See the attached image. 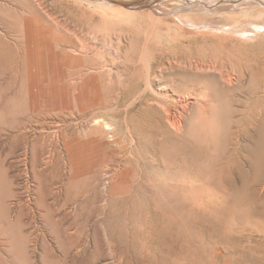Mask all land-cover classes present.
<instances>
[{
	"label": "rangeland",
	"instance_id": "rangeland-1",
	"mask_svg": "<svg viewBox=\"0 0 264 264\" xmlns=\"http://www.w3.org/2000/svg\"><path fill=\"white\" fill-rule=\"evenodd\" d=\"M132 1L0 0V264H264V188L240 199L231 159L264 0Z\"/></svg>",
	"mask_w": 264,
	"mask_h": 264
},
{
	"label": "bare ground",
	"instance_id": "bare-ground-1",
	"mask_svg": "<svg viewBox=\"0 0 264 264\" xmlns=\"http://www.w3.org/2000/svg\"><path fill=\"white\" fill-rule=\"evenodd\" d=\"M92 1V0H91ZM99 1V0H98ZM102 1V0H101ZM129 1V0H127ZM168 1V0H167ZM166 1V3H167ZM178 1V0H177ZM189 1V0H188ZM94 2V0H93ZM104 2V1H103ZM242 2V1H241ZM96 3V2H95ZM255 3V2H254ZM159 4V3H158ZM168 4V3H167ZM236 4V2H235ZM237 4H240L239 2ZM258 4V3H256ZM256 4H254V6H256ZM71 5V4H70ZM69 5V6H70ZM112 5V4H111ZM190 5V4H189ZM210 5V4H209ZM208 4H205V8L202 10H206L211 14H219L217 11H212L210 9V6ZM234 5V4H233ZM241 5V4H240ZM109 6V5H108ZM169 6V5H168ZM212 6V5H211ZM238 6V5H236ZM250 4H248V6H245L244 9H254L253 4L250 6ZM258 6V5H257ZM115 7V6H114ZM118 7V6H117ZM154 7V6H153ZM163 7V6H162ZM177 7V6H175ZM181 7V6H180ZM191 7V5H190ZM168 8V7H165ZM171 8V6H170ZM210 8V9H209ZM217 8V7H216ZM219 8V7H218ZM261 8V7H260ZM122 9V7H121ZM124 9V8H123ZM127 9V8H126ZM177 9V8H176ZM175 9V10H176ZM214 9V8H213ZM252 9V10H253ZM262 9V8H261ZM41 10V9H40ZM162 10V9H161ZM169 10V9H167ZM179 10V9H178ZM192 10V9H191ZM218 10V9H217ZM231 10V9H230ZM251 10V11H252ZM257 10V9H256ZM117 11V10H116ZM164 11V9H163ZM190 11V10H189ZM201 11V10H200ZM212 11V12H211ZM235 11V10H234ZM250 11V10H249ZM49 12V11H48ZM130 12V11H128ZM156 10H152L149 14V17L151 18V20L156 21L158 19H160V17L155 13ZM168 12V11H167ZM182 12V10H181ZM199 12V11H198ZM236 12V11H235ZM243 12V11H242ZM241 12V13H242ZM246 12V11H245ZM244 12V13H245ZM140 13V12H138ZM162 13V12H161ZM166 13V12H164ZM170 13V12H169ZM168 13V14H169ZM173 13V12H172ZM170 13V14H172ZM176 13V11L174 12ZM179 13V12H178ZM129 14V13H128ZM142 14V13H141ZM160 14V13H159ZM167 14V13H166ZM243 14V13H242ZM130 15V14H129ZM135 16H137L138 18L142 17L139 14H132ZM147 15V14H146ZM164 15V14H163ZM178 15V14H177ZM175 15V16H177ZM49 16V15H48ZM162 16V14H161ZM168 16V15H167ZM228 16V15H227ZM136 17V18H137ZM164 17V16H162ZM50 18V17H49ZM54 18V17H53ZM143 19L144 16L142 17ZM166 18V17H165ZM163 18V19H165ZM168 18V17H167ZM166 18V19H167ZM235 18V17H234ZM142 19V20H143ZM215 19V18H214ZM264 19V18H263ZM28 20V19H27ZM141 21L140 19H137ZM147 20V17H146ZM149 20V19H148ZM143 22V21H142ZM160 22V21H159ZM53 23L56 24V22L53 21ZM162 25V24H161ZM187 25V24H186ZM193 25V24H190ZM245 25V24H244ZM195 26V25H194ZM224 26V25H223ZM171 29V28H170ZM245 30V29H244ZM175 31V30H174ZM172 32V31H171ZM170 32V33H171ZM176 32V31H175ZM163 33V32H162ZM246 33L245 37H249L251 36L252 38H255L257 36H260V34L264 33V22H254L252 24H250L248 27H246ZM175 35V34H174ZM264 35V34H263ZM183 36V35H181ZM262 36V35H261ZM174 37V36H173ZM250 37V38H251ZM165 38V37H164ZM175 38V37H174ZM3 39V38H2ZM5 39V38H4ZM3 39V40H4ZM7 39V38H6ZM11 39V38H10ZM167 39V38H166ZM31 39H29L30 41ZM171 40V39H170ZM148 41V40H147ZM162 44V43H161ZM10 45V44H9ZM29 45V44H28ZM5 46V45H4ZM27 46V45H26ZM84 46V45H83ZM29 47V46H27ZM31 47V46H30ZM27 50V48H26ZM29 50V49H28ZM156 50V49H155ZM74 52V51H73ZM72 52V53H73ZM79 52V51H78ZM24 54V53H23ZM21 54V55H23ZM72 55V54H71ZM66 56V54H65ZM90 57V56H89ZM23 59V58H22ZM28 60V59H27ZM158 59L156 57L150 58V60L147 61L148 63V73H147V77H148V87H161V86H165V88L167 86H169V82L165 81V77L161 76L159 73H157L156 68L155 67V62ZM24 65V64H23ZM194 68V67H193ZM223 68V67H222ZM186 69V68H185ZM228 69V68H227ZM138 70V69H137ZM181 71V70H179ZM138 72V71H137ZM172 82V81H171ZM171 85V84H170ZM175 85V84H174ZM170 88V87H169ZM264 90V89H263ZM191 94V93H190ZM195 94V93H194ZM258 95V94H257ZM204 96V95H203ZM264 97V96H263ZM187 98V97H186ZM166 100V99H165ZM205 100V99H203ZM261 100V99H260ZM262 102V101H261ZM174 104V103H173ZM264 104V102H262V105ZM264 107V106H263ZM186 108V107H185ZM204 111H207V108H203ZM171 112V111H170ZM158 113V112H156ZM199 114V113H198ZM260 116H262V119L259 121L257 118L254 119V121L251 123L254 126V134L250 133L248 135V132L245 128H242V123L238 124V129L236 130L237 132V136L241 137L244 136V142L246 143L245 145H243L241 143V139L237 140L236 142L233 143V150H234V157L233 154L231 155V159L233 160V163L236 164V176L238 178V180L240 181V188L238 189V196L240 197V199L246 197L249 195V192L247 190V188L250 186L254 187L253 189V195L256 194V192L258 190H261L264 188V108H261V112H260ZM165 115V114H163ZM204 115V114H202ZM160 116V115H159ZM162 116V115H161ZM172 116V115H171ZM171 116H169L167 119H165L166 121V129H171L174 128L175 130L179 129V123L176 122ZM164 117V116H163ZM163 117H161L163 119ZM160 118V117H159ZM165 118V117H164ZM241 121V119L239 118V122ZM103 120H101L100 118H96L93 122L94 126L97 127H103V129L109 130L110 125L108 123H102ZM230 154V153H229ZM230 158V156H229ZM231 163V162H229ZM249 168V170H247ZM223 169V168H222ZM251 171L254 174V179L253 181H250L249 179V172ZM260 171H263L262 174H260ZM227 172V171H226ZM182 180V179H181ZM188 180V179H187ZM157 182V181H156ZM169 183V182H167ZM181 183V181H180ZM186 183V182H185ZM194 185V184H193ZM260 193V192H258ZM264 193V191H263ZM264 195V194H263ZM255 197V196H254ZM253 197V198H254ZM257 197V196H256ZM260 197V195H259ZM258 198V197H257ZM240 235V234H239ZM247 237V236H246ZM224 252L221 249V247L216 249L215 252V259H219L223 256ZM188 262V261H187ZM185 263V262H184ZM175 264V263H174ZM186 264V263H185Z\"/></svg>",
	"mask_w": 264,
	"mask_h": 264
},
{
	"label": "water",
	"instance_id": "water-1",
	"mask_svg": "<svg viewBox=\"0 0 264 264\" xmlns=\"http://www.w3.org/2000/svg\"><path fill=\"white\" fill-rule=\"evenodd\" d=\"M160 0H134L129 3H122L125 7L132 8H144V7H153L155 3H158Z\"/></svg>",
	"mask_w": 264,
	"mask_h": 264
}]
</instances>
